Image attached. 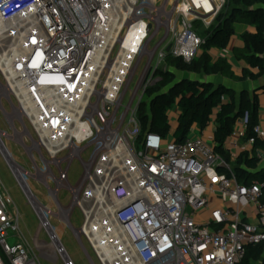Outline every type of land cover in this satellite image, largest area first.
<instances>
[{
  "label": "built area",
  "instance_id": "2783aa9c",
  "mask_svg": "<svg viewBox=\"0 0 264 264\" xmlns=\"http://www.w3.org/2000/svg\"><path fill=\"white\" fill-rule=\"evenodd\" d=\"M225 3L0 0V106L10 103L30 129L35 173L3 154L1 137L0 150L41 222L32 247L19 241L20 214L0 183V249L7 260L0 252V264H40L42 250L75 264L52 217L72 228L83 247L86 242L97 264H242L250 247L264 244V181L241 184L233 169L264 141L260 123L247 138L250 114L237 120L224 145L227 161L214 141L194 131L177 143L144 133L138 119L146 92L163 81L167 57L197 60L206 41L195 23L209 31ZM76 160L83 175L72 186ZM31 178L48 188L49 205L34 197ZM62 190L69 191L68 206ZM76 209L80 229L71 224ZM42 232L49 243L39 240ZM10 237L17 239L13 246Z\"/></svg>",
  "mask_w": 264,
  "mask_h": 264
},
{
  "label": "trees",
  "instance_id": "16d2710c",
  "mask_svg": "<svg viewBox=\"0 0 264 264\" xmlns=\"http://www.w3.org/2000/svg\"><path fill=\"white\" fill-rule=\"evenodd\" d=\"M198 23V22H196ZM195 23V24H196ZM254 27L256 32L243 36L245 46L237 51V55L247 64L242 80H257L264 75V0H226L214 23L207 31L203 49L225 48L234 33V24ZM167 68L182 72L209 75L213 73L231 76L224 60H218L210 66V58L203 54L192 63L168 56L165 61ZM256 70V72H254ZM163 81L159 84L169 85L173 78L172 72L160 71ZM178 92L175 98L174 92ZM149 105L142 103L138 119L143 132H154L167 139L173 137L177 143L184 142L194 130L204 132L215 116L214 142L216 151L224 159L230 161L224 145L232 135L237 120L246 112L250 114V125L247 138L254 136L253 130L259 124L260 106L257 99L250 100L242 94L239 100L233 90L212 83L183 80L171 87L169 93H157L151 88L146 92ZM225 97L226 101H222ZM175 106L178 110L176 127L170 122L169 111ZM218 111V112H217ZM264 152V141H257L252 152L239 156L233 169L239 183L250 185L254 181H264V169L260 167ZM1 254L2 250L0 249ZM3 258L6 260L5 256ZM7 261V260H6ZM264 264V244L248 249L247 258L242 264Z\"/></svg>",
  "mask_w": 264,
  "mask_h": 264
},
{
  "label": "rangeland",
  "instance_id": "374dc122",
  "mask_svg": "<svg viewBox=\"0 0 264 264\" xmlns=\"http://www.w3.org/2000/svg\"><path fill=\"white\" fill-rule=\"evenodd\" d=\"M195 31L198 33V35H200L206 40L207 30L205 29L203 23L201 22L196 23ZM163 35L164 32H161L160 36H158L157 38L153 39L150 42L149 44L150 50H153L158 45ZM147 62L148 59L144 57L139 66V70L125 96L124 106H127L129 104L132 95L137 88V85L140 81L142 72ZM156 64H157V58L154 59L153 61V65ZM173 75L174 76L171 79L169 85L165 86L162 84H158L154 86L153 89H155V91L160 94L169 93L171 87L174 84H176L178 81L182 79L190 80L192 78V73L189 72L179 71L176 72L175 74L173 73ZM178 92H179L178 90L174 92L173 97L177 98ZM4 99L6 98L1 97V101L2 100L4 101ZM142 102L149 105L150 99L148 95H145L143 97ZM137 103L138 100L134 103V108L136 107ZM175 108L176 107L173 106L171 108V111H174ZM174 114H172L173 117ZM0 130H1L0 133H3V136H0L3 139V144H4L3 146L8 150L10 154L8 156L10 157V159L20 167L29 171L30 173H35V168L29 156L30 155L29 148L32 146L33 143V137L31 131L28 128V126L22 121V119L19 116H17V114L14 113V111H12L10 103L9 105L7 103H4L3 107L0 106ZM4 147L2 149H4ZM88 157H89V153L85 155L84 157L85 160H87ZM260 167L264 168V158H262ZM82 175H83L82 165L78 160H76L73 162L69 173L71 185L75 186L81 179ZM0 183L2 184L7 197L8 198L10 197L11 200L13 201L12 203L11 201L9 202L10 207L14 209L16 206L19 211L20 214L19 223L22 234L25 236L28 242H30L33 245L34 238L36 237L40 229V225H41L40 218L36 214V211L34 210L29 198L24 193L21 185L19 184L18 180L16 179L13 173V170L9 162L2 154L1 150H0ZM29 184L33 194L35 195L34 197H36L42 204L44 203L45 205L48 202L47 205H49L48 188L44 184L37 181L35 178H31ZM51 188H53L52 184H51ZM60 199L65 206H68L70 204L69 191L62 190V192L60 193ZM71 224L75 229L81 228L83 224V217L80 210L76 209L74 211L71 218ZM51 225L58 230L59 235L61 237V244L66 249L68 255L73 259L75 264H93V263L97 264L95 257L92 251L90 250L89 246L86 244V242L83 243L84 247L81 245L80 241L77 239L72 228H70L69 226L64 227L61 224V222L55 217H52ZM10 234L11 236L13 235L12 232H10ZM39 240L46 243L50 242L45 232H42L40 234ZM8 241L11 246L17 243V239L15 237L13 238L10 237ZM84 249L89 252L93 262L90 260ZM38 255L40 258V264H64L61 258H59L56 261H52L55 258V256H53L52 254H48L45 250H42Z\"/></svg>",
  "mask_w": 264,
  "mask_h": 264
},
{
  "label": "crops",
  "instance_id": "0c3cea01",
  "mask_svg": "<svg viewBox=\"0 0 264 264\" xmlns=\"http://www.w3.org/2000/svg\"><path fill=\"white\" fill-rule=\"evenodd\" d=\"M233 28H234V33L230 38L228 45L225 48L222 49L210 48L208 50L203 49L199 56L200 58L203 54H207L210 58V66H214L215 63L220 59L224 60L225 63L227 64V71L231 74V76L228 75L222 76L217 73H213L209 75H200V74L192 73V78L190 79V81H197L200 83H212L213 85H215V87L222 85L227 89L233 90L238 100L242 94H245V96L250 100L257 99L260 106L259 123L261 124L262 127H264V75L257 80H250V79L242 80L243 72L248 66L245 63V61L237 55V51L243 49L245 46V43L243 41V36L247 33L250 34L255 33L256 29L254 27L239 23L234 24ZM165 68H166V72L169 71L174 74L176 72H179L178 70L167 68L166 66ZM254 72H256V70H254ZM183 80L186 79H182L178 81L176 84L181 83ZM172 114H174V117L172 116ZM169 117H170V122L173 124L174 127H176L178 120L177 108H175L174 111L171 110L169 111ZM215 129H216L215 124H211L202 133H200L198 130H194V134L198 136H202L209 141L211 140L214 141ZM260 155L262 158H264L263 157L264 152L260 153ZM21 240L29 247L33 246L30 242H28V240L25 238L23 234L21 235L19 241ZM56 260L57 258L55 257L52 261H56ZM253 264H262V263L254 262Z\"/></svg>",
  "mask_w": 264,
  "mask_h": 264
},
{
  "label": "water",
  "instance_id": "95a60500",
  "mask_svg": "<svg viewBox=\"0 0 264 264\" xmlns=\"http://www.w3.org/2000/svg\"><path fill=\"white\" fill-rule=\"evenodd\" d=\"M2 148H3V147H2ZM2 150H4V151H5V152L3 151V154L10 155V154H9V152H8V150H7L6 148H4V149H2ZM262 169H264V168H262ZM84 250H85V249H84ZM85 252H86V250H85Z\"/></svg>",
  "mask_w": 264,
  "mask_h": 264
},
{
  "label": "bare ground",
  "instance_id": "6f19581e",
  "mask_svg": "<svg viewBox=\"0 0 264 264\" xmlns=\"http://www.w3.org/2000/svg\"><path fill=\"white\" fill-rule=\"evenodd\" d=\"M0 136H3V133H0ZM2 146H3V142H2ZM5 148V147H4ZM40 177V179H41V177H43L42 175L41 176H39Z\"/></svg>",
  "mask_w": 264,
  "mask_h": 264
}]
</instances>
